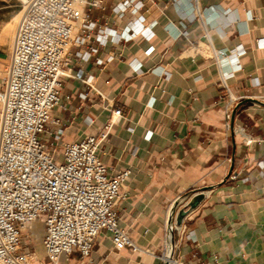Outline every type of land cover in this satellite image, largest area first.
Returning <instances> with one entry per match:
<instances>
[{
  "label": "crops",
  "instance_id": "1",
  "mask_svg": "<svg viewBox=\"0 0 264 264\" xmlns=\"http://www.w3.org/2000/svg\"><path fill=\"white\" fill-rule=\"evenodd\" d=\"M102 1L103 9L84 10L96 23L93 33L97 28L131 32L137 24L149 32L72 48L64 67L70 76L60 90L63 107L51 111L59 125L50 124L47 131L63 128L61 142H72L98 134L112 110H121L97 153L109 173L129 170L122 188L127 197L116 209L119 227L138 250H115L110 232L102 230L88 259L73 250L61 254L57 264H164L159 255L170 203L186 190L219 182L233 151L231 175L205 191L175 232L174 255L183 264H264V175L258 173V162L264 161V107L240 106L231 133L224 125L223 98L226 84L238 100H264V48L256 45L264 37V0H197L196 18L190 14L192 0H142L138 11L129 8L121 16L112 10L120 0ZM90 46L97 52L88 60L75 56ZM240 48L234 66L232 53ZM218 49L225 52L223 66L215 60ZM29 228L21 250L50 264L41 243L42 219ZM36 237L40 252L29 247Z\"/></svg>",
  "mask_w": 264,
  "mask_h": 264
},
{
  "label": "built area",
  "instance_id": "2",
  "mask_svg": "<svg viewBox=\"0 0 264 264\" xmlns=\"http://www.w3.org/2000/svg\"><path fill=\"white\" fill-rule=\"evenodd\" d=\"M191 17L200 16L197 0ZM143 6L142 0H120L112 8L121 16ZM103 9L102 0H23L7 65L0 75V263L42 264L33 253L21 250V237L32 222L41 218L44 236L41 243L50 264H57L61 254L75 250L80 259H88L92 244L102 230L110 232L115 250L131 247L138 250L127 232L118 225V202L127 194L122 190L129 175L128 169L111 174L97 150L112 125L121 117L114 108L111 116L96 135L61 142L63 128L47 131L50 124L59 125L51 118L55 107H63L60 90L64 78L69 77L64 67L70 61L71 50L89 41L104 44L118 42L149 31L137 24L133 31L116 33L112 28H97L84 10ZM181 34H185L182 31ZM264 48V37L256 40ZM151 47L146 51L150 52ZM97 52L96 47L75 56L86 61ZM241 48L232 53V64L237 66ZM222 49L214 50L216 62L223 66ZM139 68V66H138ZM155 69V68H154ZM81 75V73H78ZM227 75V72H223ZM85 83L90 77L84 79ZM224 125L227 128L230 111L238 100L223 84ZM79 98H85L80 93ZM152 103V102H151ZM47 132L48 141L39 135ZM250 139L246 143H250ZM60 149L57 155L56 151ZM264 175V161L258 162ZM249 175L242 178L248 180ZM178 226L175 232H179ZM183 233V231H180ZM175 246V240H174ZM165 260V248L159 255ZM169 264H183L174 255Z\"/></svg>",
  "mask_w": 264,
  "mask_h": 264
},
{
  "label": "water",
  "instance_id": "3",
  "mask_svg": "<svg viewBox=\"0 0 264 264\" xmlns=\"http://www.w3.org/2000/svg\"><path fill=\"white\" fill-rule=\"evenodd\" d=\"M245 103H251L256 106L264 107V100H260L255 97H245L240 100H237L230 111L229 116V122H228V128L230 132H233L234 128V118L236 111L240 106H242ZM234 148V146H233ZM233 159H234V151L231 154L230 162L228 169L223 176V178L211 185H205L198 188H192L189 190H186L185 192L179 194L176 196L172 202L170 203L168 210H167V216L165 220V260L164 264H169V259L173 255L174 251V235H175V228L182 225L184 217L193 209H195L204 199L205 197V191L213 189L222 183H224L228 177L231 175L233 170Z\"/></svg>",
  "mask_w": 264,
  "mask_h": 264
},
{
  "label": "rangeland",
  "instance_id": "4",
  "mask_svg": "<svg viewBox=\"0 0 264 264\" xmlns=\"http://www.w3.org/2000/svg\"><path fill=\"white\" fill-rule=\"evenodd\" d=\"M22 1L23 0H0V70L4 71L7 61L9 48L12 42L11 33L13 32L17 24V20L19 18L20 12L22 10ZM2 74V73H1ZM0 74V75H1ZM2 76V75H1ZM40 139L46 141V134L41 133L39 135ZM60 153V149L56 151L58 155ZM29 230H25V233L22 239H25L29 235ZM38 237L35 240L30 242V250L41 251L42 247L38 242ZM35 251L36 257L40 261H44L45 259L41 256V254ZM2 264V263H0Z\"/></svg>",
  "mask_w": 264,
  "mask_h": 264
},
{
  "label": "bare ground",
  "instance_id": "5",
  "mask_svg": "<svg viewBox=\"0 0 264 264\" xmlns=\"http://www.w3.org/2000/svg\"><path fill=\"white\" fill-rule=\"evenodd\" d=\"M11 39H13V32L11 33ZM12 43V42H11ZM11 46V45H10ZM3 73V71L0 70V74Z\"/></svg>",
  "mask_w": 264,
  "mask_h": 264
}]
</instances>
